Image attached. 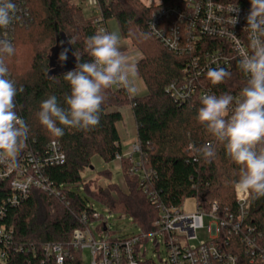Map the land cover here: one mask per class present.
<instances>
[{
  "label": "trees",
  "instance_id": "trees-1",
  "mask_svg": "<svg viewBox=\"0 0 264 264\" xmlns=\"http://www.w3.org/2000/svg\"><path fill=\"white\" fill-rule=\"evenodd\" d=\"M24 1L27 24L16 25L10 32L15 54L6 59V64L9 78L17 89L23 88L22 92L18 91L15 103L18 115L29 128L27 148L40 150L51 141H58L66 155L64 164L45 171L65 199L32 190L27 199L12 206L7 203L12 195L11 185L0 182V211L4 214L0 225L14 230L8 246L0 242V264H41L46 245L66 243L82 226L81 216L90 210L89 197L110 214L130 217L141 234L155 230L157 207L142 188L140 177L130 173L128 159L121 163L124 188L109 183L90 190L89 184L82 182V174L92 167L96 158L107 165L116 160L117 154L122 155L118 125L123 115L119 109L125 107H131L141 159L146 170L152 173L149 191L161 203L178 208L186 200L195 199L196 208L201 211L209 210L213 203H218L221 211L235 210L234 182L239 177V166L227 156L224 143L197 121L201 101L179 104L166 93V88L181 77L186 58L165 49L146 25L153 11L181 5L182 0H110L103 8V15L107 21H115L122 39L129 40L141 52L138 77L143 80L147 95L130 98L123 89H107L98 126L90 131L65 128L62 137L52 135L37 117L43 100L55 95L66 107L64 96L70 93V86L63 78L66 71L50 75L53 69L50 58L59 43H65L81 62L90 61L85 40L97 31L91 18L73 0ZM3 31L0 29V35ZM144 33L150 34L148 39H144ZM69 40L74 43L70 44ZM204 42L217 45L213 40ZM31 43L34 51L27 63L21 58V51ZM227 71L231 75L223 82L213 85L205 75V83L220 95L239 96L246 78L236 64ZM206 143L215 150L210 161L192 147L199 148ZM101 175L111 180L110 172L104 171ZM81 186L87 197L79 193ZM248 222L261 234L259 243L264 248V197L254 199L250 194ZM64 264H83L81 253L71 251Z\"/></svg>",
  "mask_w": 264,
  "mask_h": 264
},
{
  "label": "built area",
  "instance_id": "built-area-1",
  "mask_svg": "<svg viewBox=\"0 0 264 264\" xmlns=\"http://www.w3.org/2000/svg\"><path fill=\"white\" fill-rule=\"evenodd\" d=\"M14 2L19 8L18 19L2 32L0 38L11 40L13 28L27 24L25 1ZM109 3L110 0H73L75 6L89 13L96 31L107 32L111 31L103 8ZM235 6L239 8L238 13L231 11ZM250 8V0H182L181 5L153 11L146 23L151 35L169 52L186 58L181 77L166 88V93L176 103L201 101L204 94L220 95L205 83L204 77L209 68L229 70L235 64L238 66L239 49L248 45V32L244 29ZM233 17L238 20L234 26L231 23ZM206 39L216 41L217 45L202 43ZM113 89L122 88L113 86ZM123 159L130 161V173L140 177L142 188L157 207L155 230L127 239L116 238L108 234L107 217L90 208L82 214V226L74 231L69 241L48 244L43 248L45 259L41 260V264H64L71 251H78L82 256L88 251L90 264L150 263L153 261L146 257L148 251L145 245L152 241L154 247L165 250L166 264H264V248L259 243L261 234L248 222L249 193L235 190L234 211H221L218 203H213L207 211L196 209L185 213L182 207L165 206L154 192L149 191L148 182L152 173L144 167L137 140L125 155L117 154L115 161L122 162ZM65 161L66 155L60 142L51 141L40 150L26 147L18 154L14 166L0 163V182L11 185L12 195L7 203L17 206L30 196L32 190L64 200L63 193L50 182L45 171ZM3 216L0 211V219ZM205 228L209 238L198 240L197 232ZM98 233L99 238L96 236ZM13 234L12 227L0 225V242L5 246L12 241Z\"/></svg>",
  "mask_w": 264,
  "mask_h": 264
},
{
  "label": "clouds",
  "instance_id": "clouds-1",
  "mask_svg": "<svg viewBox=\"0 0 264 264\" xmlns=\"http://www.w3.org/2000/svg\"><path fill=\"white\" fill-rule=\"evenodd\" d=\"M250 3L244 29L248 32V45L239 49L238 61L246 85L239 97L204 94L196 119L224 143L227 156L239 166L235 190L258 199L264 197V0H250ZM231 11L238 13L239 8L235 6ZM18 13L14 0H0V29H9L18 19ZM237 22V17H233L232 25ZM152 28L157 30L154 25ZM143 36L148 39L150 34ZM69 43L74 41L69 40ZM85 47L91 60L81 62L74 53L76 67L63 74L70 86V93L64 96L66 107L55 95L40 104L39 122L55 137H62L65 128L90 131L98 126L105 90L116 86L125 90L130 98L138 94L137 63L121 50L118 34L97 31L86 38ZM67 52L68 49H64L60 53L61 62L67 60ZM14 54L12 41L0 38V163L10 166L15 165L18 154L27 147L29 133L27 123L16 111L15 98L23 88L17 89L9 78L6 64V59ZM206 75L213 85H217L231 73L224 68H209ZM192 147L205 160L210 161L215 156L211 144Z\"/></svg>",
  "mask_w": 264,
  "mask_h": 264
},
{
  "label": "rangeland",
  "instance_id": "rangeland-1",
  "mask_svg": "<svg viewBox=\"0 0 264 264\" xmlns=\"http://www.w3.org/2000/svg\"><path fill=\"white\" fill-rule=\"evenodd\" d=\"M86 14L90 17L88 12H86ZM108 25L110 31L115 32L120 37L121 50L125 54L129 55L132 59H134L136 63H138L143 58L141 52L136 47H134L129 40L122 39L119 26L115 21H109ZM33 46L34 43H31L30 45H28V47L24 46L23 50L21 51V58L25 60V62L27 63L31 61L34 51ZM47 53L50 55V51H48ZM58 62H61L59 58H58ZM137 79L143 82V80H141L139 77ZM122 110L124 113V120L118 125V130L121 132L123 138L122 152L127 153L131 150L134 142L137 140V130L135 128L134 120L131 114L127 111L126 108ZM135 131H136V136H135ZM135 159H137V155H135ZM121 163L122 162L114 161L106 165L104 163H101L100 160L96 158L93 161V165L91 167L92 169L89 168L88 170L84 171V173L82 174V182L88 183L90 190L91 189L95 190L100 187H106L109 183L120 184L123 187L124 180L122 177ZM104 171L107 173L110 172L112 174L111 180H107L105 176L101 175V173ZM79 193L82 196L87 197L83 186L79 187ZM88 200H89L88 206L90 208H94L101 215H103V217H107L109 235L114 236L116 238L127 239L141 234V230L137 227V225H135L134 221L130 217L118 215V214H110L108 213L107 209H105L103 205H101L94 198L89 197ZM196 209L197 208H196L195 199H188L183 203L182 210L185 213H192L196 211ZM207 225H208V220L205 221V227H207ZM96 236L99 238L100 237L99 233L96 234ZM197 238L198 240H207L209 238L207 229L205 228L203 230H199L197 232ZM145 248L148 251V254L146 256L148 259H151L156 264H166L167 255L165 250L163 249L160 250V248L154 247L153 241L147 243L145 245ZM82 263L90 264V257L88 251H85L83 253Z\"/></svg>",
  "mask_w": 264,
  "mask_h": 264
},
{
  "label": "water",
  "instance_id": "water-1",
  "mask_svg": "<svg viewBox=\"0 0 264 264\" xmlns=\"http://www.w3.org/2000/svg\"><path fill=\"white\" fill-rule=\"evenodd\" d=\"M68 49L67 52V60L63 63L58 62V58L60 53L64 50ZM51 67L53 68L50 72V75L59 73V72H68L70 70H73L76 67L77 60L73 55V52L71 49L64 43L60 44L53 50L52 56H51ZM92 169V168H91Z\"/></svg>",
  "mask_w": 264,
  "mask_h": 264
},
{
  "label": "crops",
  "instance_id": "crops-1",
  "mask_svg": "<svg viewBox=\"0 0 264 264\" xmlns=\"http://www.w3.org/2000/svg\"><path fill=\"white\" fill-rule=\"evenodd\" d=\"M137 87H138V89H139V91L140 92H138V94L135 96V97H143V96H146L147 95V89H146V87H145V85H144V83L142 82V81H140V80H138L137 79ZM126 109H127V111L131 114V116H132V118H133V114H132V110H131V107H125ZM122 109H124V108H122ZM122 109H119V111L122 113V115H123V120H124V113H123V110ZM133 120H134V118H133ZM135 124V123H134ZM135 128H136V126H135ZM119 131V130H118ZM127 132V131H126ZM119 134H120V137H121V148H122V140H123V138H122V135H121V132L119 131ZM135 136H136V131H135ZM136 138V137H135ZM122 154L123 155H125L126 153H123L122 152ZM101 162V161H100ZM102 163V162H101Z\"/></svg>",
  "mask_w": 264,
  "mask_h": 264
}]
</instances>
